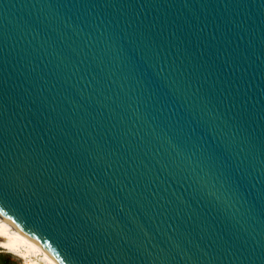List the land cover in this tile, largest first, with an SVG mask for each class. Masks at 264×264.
Segmentation results:
<instances>
[{
	"label": "water",
	"instance_id": "95a60500",
	"mask_svg": "<svg viewBox=\"0 0 264 264\" xmlns=\"http://www.w3.org/2000/svg\"><path fill=\"white\" fill-rule=\"evenodd\" d=\"M0 212L60 264H264V0H0Z\"/></svg>",
	"mask_w": 264,
	"mask_h": 264
},
{
	"label": "bare ground",
	"instance_id": "6f19581e",
	"mask_svg": "<svg viewBox=\"0 0 264 264\" xmlns=\"http://www.w3.org/2000/svg\"><path fill=\"white\" fill-rule=\"evenodd\" d=\"M0 249L24 259L25 264H60L53 254L14 225L1 212Z\"/></svg>",
	"mask_w": 264,
	"mask_h": 264
},
{
	"label": "rangeland",
	"instance_id": "374dc122",
	"mask_svg": "<svg viewBox=\"0 0 264 264\" xmlns=\"http://www.w3.org/2000/svg\"><path fill=\"white\" fill-rule=\"evenodd\" d=\"M0 264H25V260L0 249Z\"/></svg>",
	"mask_w": 264,
	"mask_h": 264
}]
</instances>
